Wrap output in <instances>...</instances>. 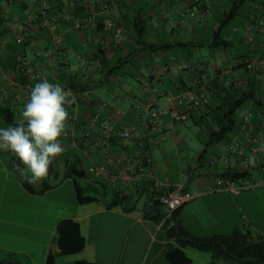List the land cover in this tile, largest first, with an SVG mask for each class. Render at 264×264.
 Instances as JSON below:
<instances>
[{
  "label": "crops",
  "instance_id": "0c3cea01",
  "mask_svg": "<svg viewBox=\"0 0 264 264\" xmlns=\"http://www.w3.org/2000/svg\"><path fill=\"white\" fill-rule=\"evenodd\" d=\"M4 2L5 5L0 6V78L7 74L11 82L6 85L7 97L0 94V108L12 110L17 122L29 98L25 86L34 87L38 83L16 71V57L25 53L48 82L59 83L69 91V98L75 97L78 102L75 131L60 139L63 152L52 169L57 180L62 179L69 167L81 169L82 159L88 162L89 171L93 167H108L110 163V174L117 179L115 187H111L108 177L100 173L91 172L94 178L90 180L98 189L101 187L96 183L107 187L106 202L116 196L127 200L110 209L102 201L79 205L76 183L71 178L63 179L45 191L40 183H36L35 190L29 191L24 187L23 178L30 179V174L23 176L21 169H26L15 163L17 158L10 152L0 151V264H46L50 253H59L56 228L65 220L79 224L85 248L79 254L63 257L64 264H169L166 253L170 247H180L192 264H263L252 256L226 257L224 253L215 260L210 250H198L188 245L195 239L210 241L235 233L247 236V242H251L264 233L263 226L255 228L259 231L252 230L250 219L245 228H240L243 217L247 218L243 211L248 205L246 197L242 196L247 192L232 196L212 190L213 173L207 164L210 155L216 152L208 153L204 164L198 161L200 153L193 160V168L180 167L179 173L186 175L180 183L161 181L157 174L159 171L164 174L165 168L153 160L151 145L155 136L169 130L175 122L167 117L160 128L147 135L137 129L145 116L147 81L156 80L160 107L184 112L182 103L176 100L170 103L168 99H186V93L195 94L202 83L224 77L225 71L231 70L236 61L249 56L245 42L247 16L244 22L238 23L243 29L242 36L238 35L234 21L225 27V39L231 44L222 50L213 46L212 34L218 19L227 11L229 0H211L202 6L203 20L199 22L181 17L191 0H123L120 13L128 28L125 43L111 58H105L107 64H101L88 82H81L77 77L80 71L78 56H93L97 48L94 44L88 45V31L63 24L59 44L64 54L63 66L59 58L46 59L42 55L47 47L54 46L48 32L33 31L30 37L35 44L24 47L16 42L14 31L5 24L6 20L11 26L23 21L36 9L37 1L22 0L16 6H13V0ZM165 15L172 16L174 23L170 24ZM232 48L235 50L231 53ZM203 49L207 53H203ZM261 54L264 49L260 50L257 43L252 55ZM213 61L215 64H211ZM163 67L168 70L161 73ZM127 98L131 103L126 104ZM100 103L102 105L98 106ZM73 106V103L67 106L69 113ZM116 110L119 115L115 114ZM96 111L112 121V137L108 144L104 143L101 130H92L90 137H85V130ZM7 126L0 117V127ZM125 127L137 132V136L127 143L118 139V133ZM140 142L150 153L151 162L136 153ZM123 155L131 156L134 161L123 160ZM152 180L166 189H180L191 196V200L171 216L168 224L162 223L161 217L156 221V213L145 209L146 191ZM132 198L143 200V206L136 208ZM128 201L132 202L131 206ZM174 224L189 236L180 239L170 234L168 229Z\"/></svg>",
  "mask_w": 264,
  "mask_h": 264
},
{
  "label": "built area",
  "instance_id": "2783aa9c",
  "mask_svg": "<svg viewBox=\"0 0 264 264\" xmlns=\"http://www.w3.org/2000/svg\"><path fill=\"white\" fill-rule=\"evenodd\" d=\"M36 1V9L26 15L23 21L11 26L9 20H6L5 24L11 31H14L16 42L24 47L35 44L33 38L30 37L33 31L48 32V38L53 41L54 46L47 47L42 55L46 59L59 58L62 65L64 64V54L59 44L63 24L76 30L86 29L88 31V45L94 44L97 48L93 56H78L80 71L77 77L81 82H88L101 65V60L103 58H111L113 53L120 50L126 41L128 28L123 23L120 13L123 0ZM210 1L191 0L186 5L181 17L183 19L190 18L197 22L202 21L201 8ZM248 5L250 11L247 14L248 26L245 42L248 45L249 56L236 61L233 68L231 70L227 69L225 76L221 79L225 87H247L250 82H254V84L258 85L259 90L264 91V54L259 56L252 55L254 46L257 43L260 45V50L264 49V0H251ZM5 11L7 12L8 10L5 9ZM165 17L170 24L174 23L172 16L165 15ZM98 53L103 55H98ZM16 65V71L27 76L30 81L42 82L47 80L45 75L31 64L25 53L17 55ZM167 70L168 67H163L160 72L164 73ZM0 81V94L2 97H7L6 85L11 82V77L3 74ZM210 82L202 83L195 94L186 93V99L184 97L169 98L168 101L170 103L176 100L184 105V112H179L174 109L165 110L161 108L156 97V80L154 81L153 79V82L152 80L147 81L148 98L144 110L145 116L139 121L137 129L147 135L149 132L160 128L167 117L172 122H182L188 119L191 114L208 113L210 99L213 96ZM31 88L30 85L25 86V93L28 97ZM72 99L74 106L72 112L69 113L70 118L66 122L67 131L64 136L73 133L76 127L77 116L75 110L78 102L75 97H72ZM255 100L259 102L256 98ZM256 101L246 104L242 108L238 119L235 118L232 130L229 132L225 142L220 144H224V149H218L216 154L209 157L208 168L213 173V191L226 192L236 196L244 192L264 189V103L258 104ZM101 105L100 103L98 106ZM115 114L119 115L120 112L116 110ZM112 125L111 120L103 118L96 111L85 130V137L89 138L92 130H101L104 132L103 141L108 144L112 137ZM136 136L137 132L134 128L125 127L118 133V139L123 143H127ZM137 146L138 150L136 153L143 156L147 162H151V155L146 150L145 145L140 142ZM59 157L50 165L48 173L52 170ZM127 159L133 160L129 155H123V160ZM18 163L20 164L19 161ZM111 166L112 164L109 163L108 167H93L90 172L107 176L109 185L115 187L117 179L110 174L109 167ZM120 177L124 178V175H120ZM189 200H191L190 194L178 189L171 191L167 196L156 198L153 201L158 203L157 208L161 211L162 223H170L172 214ZM153 204V202H150L146 205V210L152 207Z\"/></svg>",
  "mask_w": 264,
  "mask_h": 264
},
{
  "label": "trees",
  "instance_id": "16d2710c",
  "mask_svg": "<svg viewBox=\"0 0 264 264\" xmlns=\"http://www.w3.org/2000/svg\"><path fill=\"white\" fill-rule=\"evenodd\" d=\"M249 1L251 0H229L230 7L222 15L221 19H218V23L216 24L215 30L212 34L213 46L222 50L230 47L231 42L225 39L226 32L224 29L240 16V12L244 8H246V12L243 17L246 18L250 11V7L248 5ZM101 54L102 53H98V55ZM101 64L104 66L107 64L104 58L101 60ZM210 86L213 89V96L210 99V105L208 107L209 112L201 113L200 115L196 113L190 115V118L193 120L194 124L202 127L207 135L205 148L198 158L200 164H204V162L207 160L208 148H210V146H217L225 142L229 132L232 130L235 124L236 112L242 109L246 104L256 101L255 89L257 88L254 82H250L247 87H225L221 77L218 76L210 82ZM256 102L258 104L262 103L261 101ZM0 117L3 119L5 124L13 125L16 123L15 115L9 108H0ZM77 128L79 127L77 126ZM14 161L19 167H23V165L18 163V159H14ZM54 174L55 173L51 170L47 177H45L44 180L40 182V185L43 186V191L55 187L63 179L71 178L76 183V202L79 205H86L102 201L105 207L110 209L125 203L127 200L125 197L116 196L112 197L106 202L105 198L108 194V189L102 183H96L101 187V196L98 197L95 195L94 193L98 192V188L94 183H92L90 178H88L87 174L80 168H75L73 166L67 168L61 180H57ZM78 180L85 181L86 185L82 187L78 183ZM23 184L27 190H35V184L31 183L30 179L23 178ZM171 191L173 190L162 187L154 180L149 181L146 191L145 204L148 205L150 202L154 203L152 207L148 208V210L156 213V217H154L156 221H159L160 217L162 218V214L157 208V201L153 200L162 196H167ZM177 211L178 210H176L172 216H174ZM166 224H168V222H166ZM168 230L170 234H175L180 239H185L189 236L177 224L170 226ZM56 234V244L59 253L56 255L50 253L47 257L46 264H55L57 257L73 256L81 253L84 250L85 239L81 235L80 226L77 222L73 220H65L60 222L57 225ZM247 240H249L247 236L235 233L233 236L228 238H216L210 241L195 239L188 245L198 250H210L213 252V258H215V260H218L221 257L220 254L224 253L226 257L229 255H233L235 257L252 256L256 258L259 263L264 264V233L262 235H257L255 239H251V242H247ZM166 260L169 264H192V260L187 255H185L180 247H170L166 253ZM80 264L88 263L83 262Z\"/></svg>",
  "mask_w": 264,
  "mask_h": 264
},
{
  "label": "clouds",
  "instance_id": "9594fccd",
  "mask_svg": "<svg viewBox=\"0 0 264 264\" xmlns=\"http://www.w3.org/2000/svg\"><path fill=\"white\" fill-rule=\"evenodd\" d=\"M69 91L47 80L31 88L20 119L0 127V151L10 152L30 173V182L40 183L49 167L61 155L60 142L70 118L67 106L74 103Z\"/></svg>",
  "mask_w": 264,
  "mask_h": 264
},
{
  "label": "rangeland",
  "instance_id": "374dc122",
  "mask_svg": "<svg viewBox=\"0 0 264 264\" xmlns=\"http://www.w3.org/2000/svg\"><path fill=\"white\" fill-rule=\"evenodd\" d=\"M20 2H22V0H13V6H16ZM2 5H5L4 0H0V6ZM229 7L230 2L226 5L227 10ZM245 12L246 8L242 9L240 16L234 21V23H237L235 29L240 36L243 34V29L238 23L244 22L245 19L243 16ZM232 40H234V38H232ZM234 50L235 49L232 48L229 51L232 53ZM203 53H207V51L203 49ZM211 64H215V62L213 61ZM255 98L264 103V93L259 92L257 89H255ZM129 103H131V100L127 98L126 104ZM241 112L242 109L236 112V119H238ZM206 142L207 135L204 129L199 125L194 124L193 120L189 118L182 122H175L173 127L169 130L155 136L154 143L151 145L152 157L157 164H160V167L165 168L164 174L160 171L158 172V179L161 181L169 180L171 183H180L185 180L186 175H181L179 173V168H193L195 165L193 160H195L204 150ZM223 145L210 146V148H208V153H211L212 151L218 152V149L223 150ZM81 169L87 174L88 178H94L93 174L89 171L88 162L84 159L81 160ZM21 174L23 176H28L30 173L22 168ZM78 183L82 187L86 185V182L83 180H78ZM94 194L100 197L102 194L101 188ZM242 196L246 197L245 201H247L246 204L248 207L246 208V211H243V216L246 215L247 218L243 217L240 222V228H245L250 219L252 221V230L259 231L255 228L260 226L264 227V189L249 191ZM132 201L137 204L136 208L139 209L144 203L143 200L136 198H132ZM128 204L131 206L132 202L128 201ZM50 206V210L52 211V202L50 203ZM56 264H64L63 257H58L56 259Z\"/></svg>",
  "mask_w": 264,
  "mask_h": 264
}]
</instances>
